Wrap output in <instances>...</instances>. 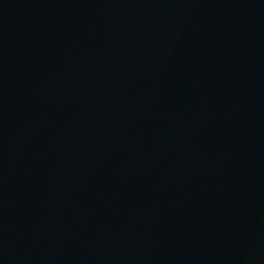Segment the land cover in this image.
<instances>
[{
	"label": "water",
	"instance_id": "1",
	"mask_svg": "<svg viewBox=\"0 0 264 264\" xmlns=\"http://www.w3.org/2000/svg\"><path fill=\"white\" fill-rule=\"evenodd\" d=\"M0 264H264V0H0Z\"/></svg>",
	"mask_w": 264,
	"mask_h": 264
}]
</instances>
